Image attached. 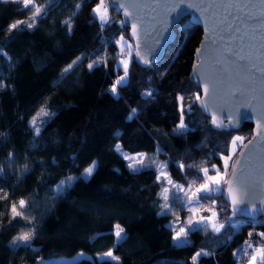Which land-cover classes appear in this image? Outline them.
Returning a JSON list of instances; mask_svg holds the SVG:
<instances>
[{"label":"trees","instance_id":"trees-1","mask_svg":"<svg viewBox=\"0 0 264 264\" xmlns=\"http://www.w3.org/2000/svg\"><path fill=\"white\" fill-rule=\"evenodd\" d=\"M98 2L36 0L42 12L35 26L9 30L17 20L31 22L32 11L0 0V264H40L78 252L91 258L46 264H248L250 257L244 263L236 247L249 233L255 247L262 245L256 234L264 230V217L225 223L220 232L201 224L188 229V243L178 246L172 241L173 214L161 203L164 183L156 167L133 171L120 153L154 157L172 182L187 186L203 178L202 168L222 166L220 156L228 153L234 134L243 142L250 138V123L216 130L196 105L200 90L189 72L201 27L184 17L161 59L142 67L127 27L106 0L109 22L101 27L91 10ZM121 36L132 45L131 61L127 83L113 94L111 85L123 72ZM77 57L81 61L65 73ZM97 59L107 63L89 69ZM147 91L152 95L145 96ZM179 96L184 97L182 129ZM42 108L49 115L39 116L33 126ZM94 161L86 178L84 170ZM62 181L65 190L57 192ZM221 192L200 199L214 206L216 222L231 213ZM21 199L26 207L17 210L23 216L13 218L11 205ZM116 226L123 229L118 241ZM32 229L30 241L12 243ZM109 250L117 262L95 258Z\"/></svg>","mask_w":264,"mask_h":264},{"label":"water","instance_id":"water-1","mask_svg":"<svg viewBox=\"0 0 264 264\" xmlns=\"http://www.w3.org/2000/svg\"><path fill=\"white\" fill-rule=\"evenodd\" d=\"M106 1L124 21L136 61L142 67L161 59L176 36L174 28L184 17L201 27L189 72L190 81L200 90L197 107L216 130L252 125L250 138L238 149L227 174L233 179L232 165L239 160L234 187L242 188L247 196L237 207L243 210L247 206L248 212H233L227 185H223L221 196L235 218L264 217V0ZM119 4L133 15L125 16ZM133 24L136 36L132 35ZM141 57L150 63L144 64ZM213 118L222 127L213 124ZM261 241L264 245V238Z\"/></svg>","mask_w":264,"mask_h":264},{"label":"snow or ice","instance_id":"snow-or-ice-1","mask_svg":"<svg viewBox=\"0 0 264 264\" xmlns=\"http://www.w3.org/2000/svg\"><path fill=\"white\" fill-rule=\"evenodd\" d=\"M17 2L22 3L25 8H29L32 11V15L29 17V20L31 22L17 20L14 23L9 25V30L16 29L21 24H24L27 28H33L35 26L36 18L38 16H40V14L42 12L41 6L36 3V0H17ZM131 6L135 7L134 5H131ZM79 7H80V5H77V8H79ZM118 7L124 9V15L125 16H132L133 15V13L129 12L127 10V8H125L124 4H119ZM93 12L98 17V19H99V21L101 23V27H103L105 24H107L109 22V16L107 14V6L105 4V0H100V3L93 9ZM120 23L123 25L124 21H121ZM65 24L68 25L69 31H71L70 20L65 21ZM132 35L133 36L137 35V28H136L135 24L132 25ZM118 43H120L122 45V48L124 46H127L128 48H131V45H125L123 36L120 37V40L118 41ZM137 48H139L138 44H137ZM128 55L130 56V52L128 53ZM137 55L138 56L140 55L139 51L137 52ZM141 59L143 60L144 64H149L150 63V61L148 59L144 58V57H141ZM80 61H81V57H77L76 60H74L71 64H69L64 69V72L65 73L69 72L73 68V66L78 64ZM101 62L107 63L106 60L97 59V60L93 61V63L88 64V68L92 69L94 65L99 64ZM120 63L123 65L124 75L120 76L119 79H117L114 82V84H113V86L111 88V92L113 94L116 93L117 86L127 83L128 60H126V59L125 60H121ZM2 86L3 85H0V87H2ZM204 92H205V94L208 93L207 84H205V86H204ZM151 95H152L151 91H147L145 93V96H151ZM195 98L197 100L200 99L199 95H197ZM178 100L181 102L180 111L182 113L181 121H180V124L178 125V127L182 129V128L185 127V124H184V121H183V101H184V97L183 96H179ZM204 107L207 108V105H204ZM190 108H191V105H189V109ZM135 112H136V110L133 109L132 110V114H135ZM41 115L47 116V115H49V113L45 109L42 108L40 110V113L37 114V117L33 118L32 122H31L33 126H35L37 118L39 116H41ZM52 115H54V114H52ZM129 119H131V116L129 117ZM212 122L217 127H222L221 122L217 121L215 118H213ZM39 131H40V129L38 127H35V132L37 134L39 133ZM242 140H243V137L236 136L231 141L233 150L235 149V146H236L237 142H242ZM116 147H117V151L119 152L120 151V146L117 145ZM125 159L132 160L134 162L133 164H129L128 165V167L133 169V171H138V169L135 168V164H141V165L143 164V160L142 159H138L137 157H132V156L125 155ZM222 159H223V169H224L223 173L221 172L220 168L216 167L215 165H213V168L215 170V175H208V172H209L208 168H202L201 169V171L204 173L205 179H204V182L202 184H200L199 187H197L194 192H192V196L196 197V199H201V198L210 199L211 198V194L214 191H216V192L221 191L219 185L224 184V185H227L228 194H229V197L231 199L232 206H233V212L235 213L236 211H243V212L247 213L248 212L247 206L243 210H241V209H239L237 207V205L245 203V197L247 196V192L242 190V188L234 187V184L236 182L235 178H236V174H237L236 173V165H238L240 163V161L237 160L232 165V173H231V175H232L233 179H228L227 178V171H228V167H229V160L231 159V157L230 156H223ZM95 167H96V163L93 162L91 166H89L88 168H86L84 170V175H85L86 178H90L91 177ZM179 167L182 168L183 165H179ZM72 179H74V178L69 177V183L71 182ZM212 185H216L217 187L213 188ZM64 190H65V182L62 181L61 184L57 186L56 191L57 192H63ZM165 192H167V189H165ZM198 193H203V197L197 195ZM186 195H187V193H186ZM4 198H6V194H5ZM165 200H167V196H165ZM18 203H19V206H20L21 209H23L26 206V201L23 200V199L19 200ZM164 207L168 208L169 206L166 203L164 205ZM254 210L255 209L253 208V211ZM207 211L211 212L212 216L211 217H201L200 221L197 222L198 224H205V221L211 222L212 221V217L217 216V213L215 211H213L212 208L207 209ZM11 213H12L13 218H15L16 216H23L22 211H18L17 210V204L16 203H12V205H11ZM24 218L27 219V217H24ZM205 226H208V225L205 224ZM210 226L212 227V229L215 232H220L221 228L224 227L223 224H218V223H215V222H211ZM193 230H196V229H193ZM34 232H35V229H32V230L27 231V232H24V233L18 235L17 237H15L13 239L12 243L16 244L17 242H20V241H23V242L26 243V242L30 241L33 238ZM122 232H123V229H121V228H119V226H117V230L115 231V236H116L117 240H121V239L124 238V237L121 236ZM256 235H258L261 238H264V232L257 233ZM249 236L251 237L252 233H249ZM186 237H187V233L182 228L176 233V235L174 237V240L179 242L178 246H182V245L188 243ZM245 244L247 245V248L243 250V254L244 255H248V252H247L248 248L252 249V254L250 256L249 264H257V261H259V264H264V245H262L260 247L253 248V243L251 241H245ZM203 254L204 255H208V253H203ZM103 255L106 256V257H112L113 259H117V260L119 259V257H114L113 256V252L111 250H109L108 252L104 253ZM200 255H201V253H197L196 254L197 257L200 256ZM194 259H195V257H194Z\"/></svg>","mask_w":264,"mask_h":264},{"label":"rangeland","instance_id":"rangeland-1","mask_svg":"<svg viewBox=\"0 0 264 264\" xmlns=\"http://www.w3.org/2000/svg\"><path fill=\"white\" fill-rule=\"evenodd\" d=\"M12 1H16L17 2V0H12ZM99 3L100 2L95 3L91 7L92 13L94 14L95 17H97V16L93 12V9ZM21 5L23 6L22 3H21ZM107 14L109 16L108 9H107ZM97 19H98V17H97ZM124 42H125V45H131L126 40H124ZM118 45L120 46V50L122 52V55L118 59L119 60V64L121 65V67L123 69V65L120 63V61L126 59V60H128V67H129L130 61H131L132 45H131V48H128L127 46H124L122 48V45L120 43H118ZM129 52H130V56L128 55ZM123 75H124V71L115 78L114 82L117 79H119L120 76H123ZM114 82L112 83L111 88H112ZM236 136H241V134H239V133L234 134L232 139H231V141ZM242 144H243V140H242V142H237V144L235 146V149L233 150L232 144L230 142L228 153L227 154H223V155L220 156L221 165L222 166L219 167V166L214 164L216 167L220 168L222 173L224 172L222 157L223 156H230L231 157V159L229 160V167H230V164H231L232 160L234 159L238 149L240 148V146ZM120 153L124 157H125V155H127V156L137 157L138 159H142L143 160V164H142L143 166H146V165H149V164H153L156 167L157 172H158V176H159V178L161 180H163V183H164L163 187L161 189V192H160L161 203H162L163 206L167 203V205L169 207L168 208L164 207V209L166 211L171 212L173 214V224L175 226V228H174L175 230H174V233L172 235V241L175 244H179L178 241L174 240V237H175L176 233L180 229L183 228L184 231L187 232L188 229H193L195 227L200 226L201 224H198L197 222L200 221L201 217H211L212 216V213L207 211V209H209V208H212L213 211L216 212V210H215L213 205H211V204L203 205L202 202L200 201V199H196V197L192 196V192H194L195 189L197 187H199V185L204 182L205 177H204V173L203 172H202V174H203V178L202 179H198L197 183L196 182H191V183H189L186 186V185H183V184H180V183L172 182L169 179V177L166 175L162 162L157 161L156 158H154V157L151 158L149 156H143L142 153H135V154H126V153H123V152H120ZM126 161L128 162V164H133L134 163L132 160L126 159ZM91 165H89V166H91ZM142 165L141 164H135V168L138 169ZM229 167H228L227 174L229 172ZM205 168L209 169L208 175H215V170L213 168V165H211L210 167H205ZM223 185L224 184L219 185L221 190H222ZM212 187L216 188L217 186L216 185H212ZM165 189H167V192H165ZM186 193H187V195H186ZM214 193H218V192L214 191ZM197 195H200V193H198ZM165 196H167V200H165ZM17 206H18V208L20 210H23L26 207L25 206L23 209H21L20 206H19V203H17ZM203 214H205V215H203ZM216 220H217V216L212 217V221L211 222L217 223ZM211 222L205 221V223H209V224ZM235 224L240 225V222L236 221ZM116 230H117V226L114 228V234H115ZM121 236H123V232L121 233ZM115 238H116V236H115ZM116 241H118L117 238H116ZM260 246H262V245H259V246H256V247H260ZM230 251H231V243L228 245V253ZM104 253H106V252H103V253H100V254H96L95 258L96 259L108 258V259H110V260H112L114 262H117V259H113L112 257H106V256L103 255ZM84 257L85 258H91V256H89V255H87V254H85L83 252H78L72 257H54V258L48 259V260H41L40 264H46L47 262L48 263H50V262H54V263H71V262H73L76 259H80V258H84ZM248 264H249V262H248ZM257 264H259V261H257Z\"/></svg>","mask_w":264,"mask_h":264},{"label":"built area","instance_id":"built-area-1","mask_svg":"<svg viewBox=\"0 0 264 264\" xmlns=\"http://www.w3.org/2000/svg\"><path fill=\"white\" fill-rule=\"evenodd\" d=\"M205 215V214H203ZM244 218H235L231 213L226 214L222 216L217 223L218 224H225V223H236V221H239L240 224L242 223V220ZM245 241H251L253 243V248H255L254 239L246 234L244 240L236 247L235 253L236 256L241 259L244 263L248 262V259L250 257V254L252 253V249L248 248L247 252L248 255L243 254V250L247 248V245L245 244Z\"/></svg>","mask_w":264,"mask_h":264}]
</instances>
